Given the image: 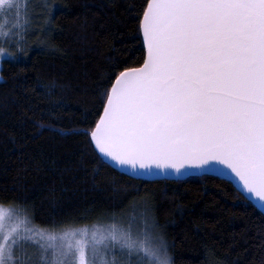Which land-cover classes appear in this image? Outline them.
<instances>
[{
    "label": "snow or ice",
    "instance_id": "6c2138e0",
    "mask_svg": "<svg viewBox=\"0 0 264 264\" xmlns=\"http://www.w3.org/2000/svg\"><path fill=\"white\" fill-rule=\"evenodd\" d=\"M45 11L47 36L60 9ZM0 15V35L14 50L0 46V56L21 62L29 47L19 32L30 22L28 0H0ZM136 21L142 62L105 77L102 109L82 132L93 151L143 175L230 170L244 198L264 208V0H141ZM14 212L16 204L0 206V264H172L147 219L135 232L131 223L57 222L22 232Z\"/></svg>",
    "mask_w": 264,
    "mask_h": 264
},
{
    "label": "trees",
    "instance_id": "16d2710c",
    "mask_svg": "<svg viewBox=\"0 0 264 264\" xmlns=\"http://www.w3.org/2000/svg\"><path fill=\"white\" fill-rule=\"evenodd\" d=\"M140 2L28 1V55L0 65V206L26 207L38 228L147 219L172 264H264V215L231 182L136 178L104 163L82 134L102 109L107 74L142 62ZM45 5L60 9L47 36Z\"/></svg>",
    "mask_w": 264,
    "mask_h": 264
},
{
    "label": "water",
    "instance_id": "95a60500",
    "mask_svg": "<svg viewBox=\"0 0 264 264\" xmlns=\"http://www.w3.org/2000/svg\"><path fill=\"white\" fill-rule=\"evenodd\" d=\"M96 152L98 153V150ZM99 155L102 158V154H99ZM107 164L112 166L113 168L125 173V174H128V175L136 177V178H147V179H163L164 178V179H167V180H184V179L188 178L189 176H198L199 177V176L202 175V174H200L197 171H193V172L187 173V174L178 175V174L175 173V170H169V172L153 171L152 174L143 175V174L133 173L130 170H125L123 168H118L114 164H111V163H107ZM220 167H224V166L221 165ZM228 171H229V175L228 176H222L221 174H219V173H217L215 171H210V172H208L206 174H210V175H213V176H216L218 178H221V179H224L226 181L231 182L239 192H241L244 196H247L248 194L245 192V190L243 189L242 185L239 183L238 178H236L234 176V174H231L230 170H228ZM248 200L251 201L252 204L255 205L262 212V214L264 215V208L260 207L259 203L256 202V198L249 197Z\"/></svg>",
    "mask_w": 264,
    "mask_h": 264
},
{
    "label": "rangeland",
    "instance_id": "374dc122",
    "mask_svg": "<svg viewBox=\"0 0 264 264\" xmlns=\"http://www.w3.org/2000/svg\"><path fill=\"white\" fill-rule=\"evenodd\" d=\"M29 1V0H28ZM24 3V0H21V4H23ZM8 19L9 20H12V17L11 16H9L8 17ZM5 20V17L3 16V15H0V21H4ZM21 20H23V12H21ZM29 24V23H28ZM28 24L25 26V25H21V28L19 29V31L20 30H22L23 29V32H22V34H21V36L23 35V33L25 32V28L26 27H28ZM12 25H11V23H9V27H11ZM0 46H3V47H6V48H8V51L10 50V48L8 47V44L7 43H5L4 42V37H3V35H0ZM6 57H8V55L7 54H5V55H3V56H0V65H1V61L3 60V59H5ZM4 208H8V207H4ZM15 215H18L20 218H21V220H22V223H21V231L23 232V231H25L26 229H33V230H36V231H39L41 228H38V227H35L32 223H31V221L29 220V219H27L26 217H25V215L23 214V213H21V212H18V213H15L14 212V216ZM111 224H113V223H111ZM111 224H101V225H104V226H108V225H111ZM117 226H120V225H122V224H119V223H115ZM143 224H144V222H139V223H131V227H132V230H133V232H135V231H137L138 229H140L141 227H143ZM123 226H127V225H123ZM30 250V249H29ZM112 253H116V254H118V250H111V252L109 253V256L111 257V255H112Z\"/></svg>",
    "mask_w": 264,
    "mask_h": 264
}]
</instances>
